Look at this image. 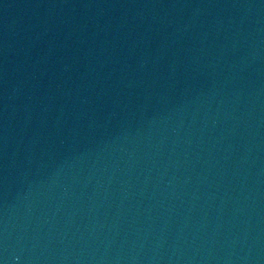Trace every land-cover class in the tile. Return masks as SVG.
Segmentation results:
<instances>
[{
	"label": "water",
	"instance_id": "95a60500",
	"mask_svg": "<svg viewBox=\"0 0 264 264\" xmlns=\"http://www.w3.org/2000/svg\"><path fill=\"white\" fill-rule=\"evenodd\" d=\"M0 264H264V0H0Z\"/></svg>",
	"mask_w": 264,
	"mask_h": 264
}]
</instances>
